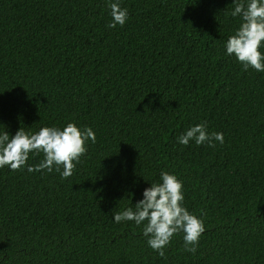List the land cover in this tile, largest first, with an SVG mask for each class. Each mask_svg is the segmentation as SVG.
Here are the masks:
<instances>
[{
	"label": "trees",
	"instance_id": "obj_1",
	"mask_svg": "<svg viewBox=\"0 0 264 264\" xmlns=\"http://www.w3.org/2000/svg\"><path fill=\"white\" fill-rule=\"evenodd\" d=\"M110 2L0 0V134L96 135L67 179L27 170L43 153L0 168V264H264V72L226 53L234 0H119L114 29ZM205 122L223 144L177 142ZM161 171L204 223L195 254L114 221Z\"/></svg>",
	"mask_w": 264,
	"mask_h": 264
},
{
	"label": "clouds",
	"instance_id": "obj_2",
	"mask_svg": "<svg viewBox=\"0 0 264 264\" xmlns=\"http://www.w3.org/2000/svg\"><path fill=\"white\" fill-rule=\"evenodd\" d=\"M112 21L107 25L116 28L124 26L128 19L127 8L120 6L119 0L109 3ZM230 15L239 17V28L231 35L226 44V53L235 58L247 71L252 68L264 72V54L260 51L264 45V0H234ZM96 142L92 128L81 131L74 123H68L62 130L56 127H43L37 133L25 132L21 127L15 136L8 131L0 134V168L9 166L12 171L21 170L27 165L30 153L44 154V158L35 167L27 166L29 172L56 171L62 179L74 174L76 165L87 152L86 142ZM194 141L197 146L207 144L215 147V142L224 143L223 133L207 130L206 122L190 127L177 138L181 145L188 146ZM62 169V170H61ZM160 183L151 184L143 192V199L133 208L114 213V221H134L137 226L143 224V235L149 247L165 256V247L174 235L183 232L185 251L193 254L201 235L205 231L204 223L182 206L184 201L183 183L173 174L161 171ZM146 222V223H145Z\"/></svg>",
	"mask_w": 264,
	"mask_h": 264
}]
</instances>
